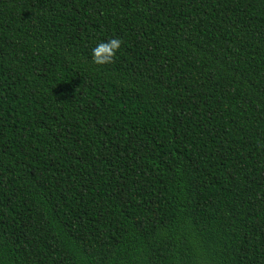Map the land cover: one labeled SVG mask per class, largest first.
Returning a JSON list of instances; mask_svg holds the SVG:
<instances>
[{"label":"trees","instance_id":"16d2710c","mask_svg":"<svg viewBox=\"0 0 264 264\" xmlns=\"http://www.w3.org/2000/svg\"><path fill=\"white\" fill-rule=\"evenodd\" d=\"M0 264H264V0H0Z\"/></svg>","mask_w":264,"mask_h":264},{"label":"clouds","instance_id":"9594fccd","mask_svg":"<svg viewBox=\"0 0 264 264\" xmlns=\"http://www.w3.org/2000/svg\"><path fill=\"white\" fill-rule=\"evenodd\" d=\"M122 41L119 38L110 39L102 42L93 49V63L104 66L114 62L116 53L121 47Z\"/></svg>","mask_w":264,"mask_h":264}]
</instances>
